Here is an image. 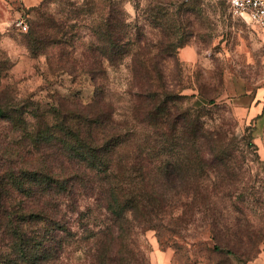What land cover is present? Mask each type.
<instances>
[{"label": "trees", "instance_id": "obj_1", "mask_svg": "<svg viewBox=\"0 0 264 264\" xmlns=\"http://www.w3.org/2000/svg\"><path fill=\"white\" fill-rule=\"evenodd\" d=\"M54 3L34 6L23 42L52 72L85 76L92 99L0 94V264H65L71 253L73 264H147L137 229L160 237L196 223L212 252L247 264L260 239L236 199L246 153H259L255 125L240 136L216 87L184 92L190 20L157 0L148 33L127 0ZM126 59L130 109L119 118L108 68ZM234 198L239 215L227 217Z\"/></svg>", "mask_w": 264, "mask_h": 264}, {"label": "rangeland", "instance_id": "obj_2", "mask_svg": "<svg viewBox=\"0 0 264 264\" xmlns=\"http://www.w3.org/2000/svg\"><path fill=\"white\" fill-rule=\"evenodd\" d=\"M23 1L14 2L13 7L18 11H4L0 15V94L18 98L33 96L45 101L75 97L84 103L89 102L93 87L90 82H84L85 76H79L74 82L67 73L52 72L46 55L33 57L29 54L23 42L25 31L16 22L24 19L28 24L34 15L33 6L44 0ZM165 1L170 10L182 11L180 18L191 22L182 25L180 31L190 38L178 51L184 68V92L191 94L199 92V87L205 91L216 87L220 92L218 99L224 100L232 110L240 136L248 125L258 126V121H252L248 110L264 87V28L233 14L224 0ZM156 3L157 0H127L126 3L131 19L138 16L139 23L148 33L157 31L150 20L146 21L149 7ZM51 7L56 11L60 7V0H55ZM85 31L82 30V34ZM88 40L85 37V41ZM167 72L171 74L174 69ZM108 74L109 96L115 102L120 118L130 109V96L127 93L131 76L130 60L109 67ZM256 128L254 138L259 153L251 150L246 153L244 179L240 186L244 196L243 200L236 199L237 207L248 216L260 239L247 264H264V125ZM234 201L235 198L227 199L224 203L227 217L239 215ZM134 237L145 252L147 264H244V261L240 262L233 256L212 252V234L201 223L189 225L176 235L163 232L160 237L155 230L137 229ZM78 255L71 253L65 259V264L75 263ZM243 259L246 260L245 257Z\"/></svg>", "mask_w": 264, "mask_h": 264}, {"label": "built area", "instance_id": "obj_3", "mask_svg": "<svg viewBox=\"0 0 264 264\" xmlns=\"http://www.w3.org/2000/svg\"><path fill=\"white\" fill-rule=\"evenodd\" d=\"M233 14L241 16L264 28V0H224ZM16 25L23 31L28 30L24 19H18Z\"/></svg>", "mask_w": 264, "mask_h": 264}, {"label": "crops", "instance_id": "obj_4", "mask_svg": "<svg viewBox=\"0 0 264 264\" xmlns=\"http://www.w3.org/2000/svg\"><path fill=\"white\" fill-rule=\"evenodd\" d=\"M15 1H20V0H0V15H2L4 11H18L17 8L15 9L13 7V5H15V3H14ZM23 2L27 3L28 0H24ZM38 2H40V1H38ZM263 62H264V58H263ZM263 98H264V87H262L260 89V93H258L257 97L255 98L254 104L248 110V112L252 116V121H258V126H257V124H254L255 125V131L257 129L256 127H260L262 124L264 125V102H262ZM254 137H255V135H254ZM255 142H256V140H255ZM258 148H259V146H258Z\"/></svg>", "mask_w": 264, "mask_h": 264}]
</instances>
